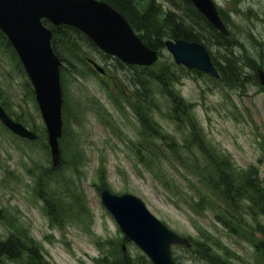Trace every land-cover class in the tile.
Listing matches in <instances>:
<instances>
[{"label":"rangeland","instance_id":"obj_1","mask_svg":"<svg viewBox=\"0 0 264 264\" xmlns=\"http://www.w3.org/2000/svg\"><path fill=\"white\" fill-rule=\"evenodd\" d=\"M215 1L227 13L224 15L232 32L230 42L234 44L232 49L210 45L216 64L250 55L264 68V50H257L264 45V0ZM174 2L180 10L185 9L181 0ZM85 51L107 74L99 76L88 64L79 63V73L69 75L65 86L68 119L60 148L61 156H76V165L63 159L52 184L43 170L44 166L51 168L52 161L34 94L17 67L16 58L0 49V103L39 135V141L30 142L0 123V210L7 216L5 222H0V240L9 237L13 228L30 236L50 264H96V258L107 251L106 240L119 235L116 222L101 202L100 187L104 183L115 194L127 192L141 198L158 219L181 235L208 238L215 245V252L234 264H258L253 242L233 236L221 225L216 212L209 208L210 201H201L207 189L189 172L173 168L167 159L157 166L139 163L137 167L142 135L131 73L90 46ZM164 57V64L177 77L176 91L192 105L207 146L220 156H230L234 170L250 172V168L257 167L259 170L252 171L251 176L257 183L260 178L264 186V88L255 83L253 69L245 67L239 82L234 84L180 68L167 53ZM156 100L161 107L154 113L156 122L181 144L186 129L179 128L168 116L169 105L163 96L157 95ZM151 150L156 156H172L168 148ZM190 150L187 154L182 149L181 154L201 156L194 155L193 147ZM98 168H103L102 172H97ZM38 198L53 205L55 220L48 218ZM257 220L264 228V216ZM128 251L136 256L138 249L129 244ZM180 253L183 264H204Z\"/></svg>","mask_w":264,"mask_h":264},{"label":"trees","instance_id":"obj_2","mask_svg":"<svg viewBox=\"0 0 264 264\" xmlns=\"http://www.w3.org/2000/svg\"><path fill=\"white\" fill-rule=\"evenodd\" d=\"M103 1L120 11L144 43L159 52H163L166 39H184L199 42L206 46L216 42L218 46L221 45L231 49L234 45L230 46V38L221 35L212 28L204 17L194 9L189 0H181L185 8H188L186 18L176 14L171 9L165 10L164 6L157 0ZM44 24L52 30L53 48L64 62L62 83L65 93L69 75H73L74 72L79 73L78 68L76 69L79 63L85 64L81 55H89L85 51L86 47L90 46L94 50H96V47L79 30L65 25L55 27L48 21H45ZM195 24L199 26L201 24V30L198 31ZM207 28L212 31L209 35H205V32H208ZM239 46H242V44H239ZM257 48L258 51L262 52L264 45ZM0 49H6L17 59L16 65L24 74L26 84L30 86L33 93L32 86L16 52L1 30ZM117 62L122 67L124 66L120 61ZM224 63L217 64L220 74L223 79L234 84L239 82L238 77L240 73H244L245 67L252 68L255 73V67L258 66V61L250 55L233 59L227 58ZM127 69L131 73L133 91L138 99L134 107L139 120L140 135H142L140 149L145 153L144 155L153 157L155 161H161L165 158L164 155L156 156L151 149L157 147L168 148L172 151V156H179L175 160L180 163V160L184 162L181 158L183 156L181 154L182 149L190 154L192 152L190 149L193 147L194 155L199 154L201 156L188 157L192 162L197 163L198 160L205 162V170L200 171V173L202 172L201 174L205 178L206 187L215 196L218 218L221 219L233 236L240 238L243 235H249L250 237L254 235L256 239H254L253 245L256 251L257 263L264 264V230L259 231L262 228L255 226L251 219L247 217L251 216L254 221H257V217L263 214L264 192L260 183L255 182L251 174L234 170V164L229 158L230 156H220L213 148L207 146L201 127L193 116L192 105L185 101L175 89L177 77L174 72H171L172 69L169 65L158 63L150 68L130 66ZM252 77L257 81L255 74ZM157 95L163 96L167 101V105H169L168 116L174 124L179 128L186 129V136L181 144H178L173 135L166 132L155 120L154 113L161 109L159 102L156 100ZM16 120L26 125L21 118L17 117ZM75 159L76 156L73 157V161ZM47 178H51L50 174L47 175ZM49 207L50 211L48 210V213L52 214L51 206L49 205ZM3 216H6V214L3 213ZM256 233H260L261 238H257ZM21 235L26 236V238L13 234L8 240L0 241V264L20 263L22 260L25 264H50L43 257L40 247L36 246L38 244L27 234ZM213 245L206 237L201 241H193V246L188 249V255L195 257L204 264H234L233 260L215 252ZM118 254L119 256L116 255L118 260L108 262V257H106L100 261L101 264H150L143 255L131 256L122 252ZM23 258H26V260Z\"/></svg>","mask_w":264,"mask_h":264},{"label":"water","instance_id":"obj_3","mask_svg":"<svg viewBox=\"0 0 264 264\" xmlns=\"http://www.w3.org/2000/svg\"><path fill=\"white\" fill-rule=\"evenodd\" d=\"M224 34H229L212 0H190ZM42 19L69 25L84 32L102 50L127 64L150 66L157 53L135 34L123 15L97 0H0V29L6 34L34 85L36 99L47 125L54 162L59 160L58 139L62 135L61 62L51 48L52 32ZM166 47L177 64L218 76L205 47L195 42L168 40ZM99 71L102 68L89 60ZM264 86V70L258 69ZM0 120L15 134L31 140L37 135L14 121L0 105ZM103 201L128 238L133 240L154 264H177L173 244L190 246L189 241L156 219L137 197L116 196L104 191Z\"/></svg>","mask_w":264,"mask_h":264},{"label":"bare ground","instance_id":"obj_4","mask_svg":"<svg viewBox=\"0 0 264 264\" xmlns=\"http://www.w3.org/2000/svg\"><path fill=\"white\" fill-rule=\"evenodd\" d=\"M250 192V191H249ZM25 249V248H24ZM24 253V252H23Z\"/></svg>","mask_w":264,"mask_h":264}]
</instances>
